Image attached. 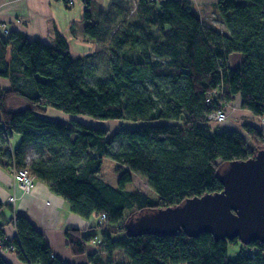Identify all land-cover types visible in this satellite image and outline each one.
I'll use <instances>...</instances> for the list:
<instances>
[{"label":"trees","instance_id":"1","mask_svg":"<svg viewBox=\"0 0 264 264\" xmlns=\"http://www.w3.org/2000/svg\"><path fill=\"white\" fill-rule=\"evenodd\" d=\"M63 2L71 7L70 0ZM85 4L84 35L96 46L77 57L56 29L53 43L30 40L17 30L8 38L0 33V78L10 84L0 85V166L27 169L72 212L96 220L93 231L66 232L75 254L85 253L96 237L101 240L88 255L91 264H264L259 241L217 240L208 232L189 236L184 230L131 235L126 227L139 212L222 190L221 166L264 148V129L243 125L256 144L253 150L241 132L212 131L208 119L236 95L242 108L264 117V0H219L225 31L205 25L187 0L114 2L97 17L91 0ZM235 52L241 60L231 67ZM10 95L23 105L11 108ZM47 108L143 124L110 131L51 119L43 114ZM158 120L170 122L153 123ZM14 135L21 138L12 150ZM29 147L37 153L30 162ZM104 157L118 164L117 185L100 177ZM137 176L147 181L146 192L127 189ZM9 223L17 231L10 241L4 230ZM0 240L29 264H72L54 256L45 234L10 202H0ZM238 242L242 247L232 259L229 244ZM0 264H10L1 253Z\"/></svg>","mask_w":264,"mask_h":264},{"label":"crops","instance_id":"2","mask_svg":"<svg viewBox=\"0 0 264 264\" xmlns=\"http://www.w3.org/2000/svg\"><path fill=\"white\" fill-rule=\"evenodd\" d=\"M198 12L203 23L218 28L222 31L226 27L217 12L219 0H187ZM114 2L134 6L136 0H91L93 15L97 17L100 12L108 10ZM84 0H72V5L67 8L63 0H0V29L3 24L10 27L11 31L17 30L25 33L30 40L40 39L47 43L55 40L56 29L68 41L71 54L74 57L95 48V41L84 35L85 22ZM241 60V54H231L229 64L236 67ZM0 85L9 87V80L0 78ZM241 104V97L235 96ZM243 115L249 117L248 121L255 124L256 116L244 109ZM51 118V117H49ZM59 120L56 118H51ZM60 121V120H59ZM223 130H239L234 122L225 124ZM20 136L14 135L11 139L14 147L20 142ZM11 197L14 209L27 214L32 222L45 234L53 255L72 264H91L88 255L98 249L99 244L91 241L86 245V252L75 254L71 250L66 232L70 228H78L83 232L93 231L91 226L96 224L95 219H86L70 210L69 204L60 196L54 194L42 181L34 180V186L25 192L20 184L15 181L13 171L0 166V202H10ZM6 218L11 217L8 209H3ZM6 240H12L17 231L12 223L4 228ZM100 234L99 229H94ZM3 258L10 264H29L17 256L11 246L0 249Z\"/></svg>","mask_w":264,"mask_h":264},{"label":"water","instance_id":"3","mask_svg":"<svg viewBox=\"0 0 264 264\" xmlns=\"http://www.w3.org/2000/svg\"><path fill=\"white\" fill-rule=\"evenodd\" d=\"M218 179L220 191L139 212L127 221L128 233L172 235L184 230L189 236L208 232L217 240L264 244V148L249 159L224 163Z\"/></svg>","mask_w":264,"mask_h":264},{"label":"rangeland","instance_id":"4","mask_svg":"<svg viewBox=\"0 0 264 264\" xmlns=\"http://www.w3.org/2000/svg\"><path fill=\"white\" fill-rule=\"evenodd\" d=\"M70 4L72 5V1H70ZM91 8L93 11V7H91ZM0 31H1V29H0ZM23 103L24 102L21 98L10 95L8 105L11 108H19L20 106L23 105ZM222 105H223L222 108L226 109L228 116L224 121H221V122L209 120V125L211 127V130L214 131L217 129H221L225 124H227L229 122H231V123L234 122L235 125L239 129L238 131L241 132L243 134V136L245 137L248 147L250 149L254 150L256 148V144L251 140L249 135L244 131L243 125L245 123H251L252 125L256 126L258 129L263 130L264 129V123L261 120V116H256L255 124H253L252 122H249L248 121L249 117L243 115L244 108H242L240 102L237 99H235V97L232 101L225 102V103L223 102ZM43 114L46 117L56 118L62 122H70L71 120H78V121L84 122L86 124H94L97 126H104V127L108 128L110 131H114L120 126L138 127L139 125L143 124V122H141V121H131V120L100 121V120H95V119L88 117V116H85V115L66 114V113L61 112L59 110H56L54 108H47ZM165 122H170V121L158 120V121H155L153 123H165ZM115 145L119 146L120 144L116 143ZM261 146L264 147V140L262 141ZM10 148L12 150L14 148V144H13L12 140H10ZM36 156H37V153L34 150V148L29 147L27 160L30 162V160L35 158ZM117 167H118L117 162L113 161L112 159H110L108 157H104L100 177L104 181H106L112 185H117L118 176H119V172L117 171ZM127 189L130 191L146 192L148 190V183L144 178L137 176V177H135L133 182H131L127 185ZM14 201L15 200H12V202H10V203L13 204ZM129 213L130 212H128L127 215ZM241 247H242L241 242H238L236 244L230 243L229 247H228L229 257L232 259H235L238 256V253H239Z\"/></svg>","mask_w":264,"mask_h":264},{"label":"built area","instance_id":"5","mask_svg":"<svg viewBox=\"0 0 264 264\" xmlns=\"http://www.w3.org/2000/svg\"><path fill=\"white\" fill-rule=\"evenodd\" d=\"M70 1H72V0H70ZM10 31H11V30H10V27H9L8 25L3 24V25L1 26V31H0V33H1L4 37L8 38V36H9V34H10ZM214 95H215V94H214ZM216 95H217V94H216ZM222 107H223V105H222ZM222 107H220V108L217 109V110L212 111V112L208 115V119H209V120H214V121H217V122L224 121V120L227 118L228 113H227L226 109H225V108H222ZM261 120H262V122L264 123V117H263V116L261 117ZM13 175H14V179H15V181L18 182V183L20 184L21 188H22L25 192H29V191H31V189H32L33 186H34V180H35V179H34L33 176H31V175L29 174V172H28L27 169H21V170H19V171H14V172H13ZM12 200H15V198H14V197H11L10 202H12ZM101 218L104 219V218H105V215H102ZM92 241H93V242H96V243H98V244L101 242V240H100L98 237H96V238L93 239ZM3 243H4V241H1V240H0V249H2V245H3Z\"/></svg>","mask_w":264,"mask_h":264}]
</instances>
